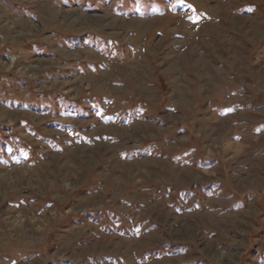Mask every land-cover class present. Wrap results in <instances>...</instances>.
Returning <instances> with one entry per match:
<instances>
[{"label": "rangeland", "instance_id": "374dc122", "mask_svg": "<svg viewBox=\"0 0 264 264\" xmlns=\"http://www.w3.org/2000/svg\"><path fill=\"white\" fill-rule=\"evenodd\" d=\"M0 264H264V0H0Z\"/></svg>", "mask_w": 264, "mask_h": 264}]
</instances>
